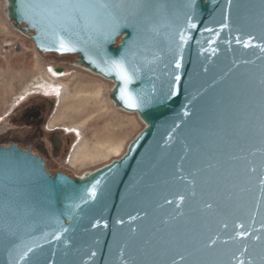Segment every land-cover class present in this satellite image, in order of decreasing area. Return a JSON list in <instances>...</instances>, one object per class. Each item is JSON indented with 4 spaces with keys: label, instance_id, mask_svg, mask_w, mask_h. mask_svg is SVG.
Segmentation results:
<instances>
[{
    "label": "water",
    "instance_id": "obj_1",
    "mask_svg": "<svg viewBox=\"0 0 264 264\" xmlns=\"http://www.w3.org/2000/svg\"><path fill=\"white\" fill-rule=\"evenodd\" d=\"M6 1L40 53L112 80L144 127L83 176L0 144V264H264V0Z\"/></svg>",
    "mask_w": 264,
    "mask_h": 264
},
{
    "label": "rangeland",
    "instance_id": "obj_2",
    "mask_svg": "<svg viewBox=\"0 0 264 264\" xmlns=\"http://www.w3.org/2000/svg\"><path fill=\"white\" fill-rule=\"evenodd\" d=\"M6 8L7 1L0 0V144L6 143L4 132L9 125L8 117L13 107L30 95L43 93L53 102L49 119L56 112V116L64 117L62 122L73 134V146L77 143L73 163L85 166L52 168L53 171L61 170L81 176L119 158L129 142L144 127L138 114L125 112L113 104L110 96L114 86L112 80L90 74L73 66V63L64 65L57 62V56L53 53H40L28 35L13 27ZM67 56L61 57L70 60L76 58ZM52 68H59L65 77H59ZM78 72L89 76L88 86L65 88L69 80H72L73 73ZM105 127L112 135L105 138L103 144V141L95 144L96 140H100L98 135ZM108 144H114L121 152L119 150L117 154L109 150ZM83 145L93 147L89 148L91 154L88 159L77 157V149Z\"/></svg>",
    "mask_w": 264,
    "mask_h": 264
},
{
    "label": "flooded vegetation",
    "instance_id": "obj_3",
    "mask_svg": "<svg viewBox=\"0 0 264 264\" xmlns=\"http://www.w3.org/2000/svg\"><path fill=\"white\" fill-rule=\"evenodd\" d=\"M56 56L57 62H61L64 65L73 63V66L82 68L74 64L77 57L70 60L58 55ZM63 56L68 57L67 55ZM52 70L60 75L59 77H65L59 71V68H52ZM86 71L93 74L88 70ZM73 77V80H69V83L72 82L73 86H88L90 83L89 76L83 75L80 72L73 73ZM52 107V100L43 93L33 94L22 99L13 107L9 114V125L4 132L6 138V143L4 144H16L20 148L30 150L33 154L40 156L45 163V168L52 174L56 172L52 168H85L84 165L81 166L78 163H73L75 160L74 150L77 143L73 146V134L66 129L65 123L62 122L64 117L56 116V112L49 119ZM61 172L74 177V175L66 171Z\"/></svg>",
    "mask_w": 264,
    "mask_h": 264
},
{
    "label": "snow or ice",
    "instance_id": "obj_4",
    "mask_svg": "<svg viewBox=\"0 0 264 264\" xmlns=\"http://www.w3.org/2000/svg\"><path fill=\"white\" fill-rule=\"evenodd\" d=\"M34 6L38 9L63 7V8H71L73 10H77L81 7H86V6L95 7L96 5H84L80 3H73L72 0H56L55 3H52L51 0H36V3ZM99 6L103 8L108 7L107 4H101ZM191 26L194 27V25H191ZM59 50L66 51V50H71V49L67 48L64 42L61 41ZM177 67H179V64H177ZM109 71L115 73L117 77L125 83V85H127V83L131 81V76L129 75L128 70L125 67V64L123 61H113ZM177 79H179V77H177ZM122 92L124 94L125 102L127 103L129 107L136 108L140 106L137 97L133 96L130 93H127L126 89H122ZM238 235L242 237L246 235V233L241 232V233H238ZM213 243H215V241H213ZM239 264H244V262L240 261Z\"/></svg>",
    "mask_w": 264,
    "mask_h": 264
},
{
    "label": "bare ground",
    "instance_id": "obj_5",
    "mask_svg": "<svg viewBox=\"0 0 264 264\" xmlns=\"http://www.w3.org/2000/svg\"><path fill=\"white\" fill-rule=\"evenodd\" d=\"M82 68H84V69L88 70L89 72L93 73L92 71H90L89 69H87V68H85V67H82ZM93 74H95V73H93ZM95 75H98V74H95ZM98 76L101 77V78H103V77L100 76V75H98ZM72 78H74V77H72ZM68 80H69V79H68ZM68 80H67V81H68ZM72 80H73V79H72ZM108 80H109V79H108ZM65 82H66V81H65ZM71 83H72V82H71ZM71 83H67V84L65 85V86H66L65 88H68L69 86H73ZM73 83H74V82H73ZM90 86H91V85H90ZM92 89H93V88H92ZM92 89H91V90H92ZM113 104H114V102H113ZM124 111H125V112H129V111H126V110H124ZM129 113H132V112H129ZM103 115H104V114H103ZM99 132H100V131H99ZM110 134H111V133H110ZM110 134H109L108 129L105 127V129H102V131H101L100 134L98 135V137H100V140H96V141H95V144H96V143H99V142H102V141H103V142H102V144H103L104 141H105V138H109V136L112 135V134H111V135H110ZM86 137H87V136H86ZM113 137H114V135H113ZM113 137H112V138H113ZM108 140H109V139H108ZM84 141H85V140H84ZM106 141H107V139H106ZM83 143H84V142H83ZM91 143H92V142H91ZM112 143H113V142H112ZM80 145H81V144H80ZM108 145H109V144H108ZM89 146H90V145H89ZM89 146H88V145H83V146L78 147V149H77V152H78L77 157H79V158H81V157L83 158V157H84L85 159H86V158L88 159V157H89L90 154H91L90 149L93 148V147L90 148ZM89 148H90V149H89ZM106 149H107V148H106ZM108 149L111 150V151H113V152H115V153H117L119 150H120L119 153L121 152V149L118 150V148H117L114 144L109 145V146H108ZM111 151H110V152H111ZM117 154H118V153H117ZM79 158H78V159H79ZM82 158H81V159H82ZM76 159H77V158H76ZM81 159H80V160H81ZM81 161H82V160H81ZM79 162H80V161H79ZM90 172H91V171H90ZM87 173H88V172H87ZM84 174H86V173H84ZM84 174H83V175H84ZM83 175H81V176H83Z\"/></svg>",
    "mask_w": 264,
    "mask_h": 264
}]
</instances>
